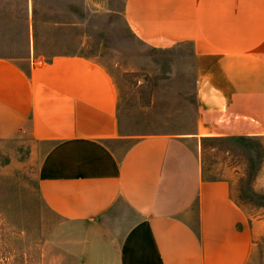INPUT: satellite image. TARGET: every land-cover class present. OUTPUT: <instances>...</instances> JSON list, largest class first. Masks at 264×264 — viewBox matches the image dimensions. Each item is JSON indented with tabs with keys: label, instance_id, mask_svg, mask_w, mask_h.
Wrapping results in <instances>:
<instances>
[{
	"label": "crops",
	"instance_id": "0c3cea01",
	"mask_svg": "<svg viewBox=\"0 0 264 264\" xmlns=\"http://www.w3.org/2000/svg\"><path fill=\"white\" fill-rule=\"evenodd\" d=\"M38 3L0 0V40L23 42L22 55L0 53V140L50 143L39 193L62 221L47 264H248L264 221L237 201L233 180L203 176L200 148L264 137V0H123L145 44L191 45L196 75L195 129L141 136L122 132L117 85L101 64L44 57L41 26L68 22L40 17Z\"/></svg>",
	"mask_w": 264,
	"mask_h": 264
},
{
	"label": "rangeland",
	"instance_id": "374dc122",
	"mask_svg": "<svg viewBox=\"0 0 264 264\" xmlns=\"http://www.w3.org/2000/svg\"><path fill=\"white\" fill-rule=\"evenodd\" d=\"M37 6L43 11L40 17L68 22L41 26L45 58L82 54L113 76L123 133L195 129L196 75L189 43L172 48L145 44L126 22L123 0H39ZM9 28L16 33L21 26ZM19 40H0V53L22 55ZM130 143L124 141L119 148ZM49 145L19 136L0 140V264H47L49 236L62 221L39 193V164ZM200 154L203 176L233 180L237 201L253 219L264 221V185L258 179L264 171V137L205 138ZM248 264H264V232L256 235Z\"/></svg>",
	"mask_w": 264,
	"mask_h": 264
}]
</instances>
